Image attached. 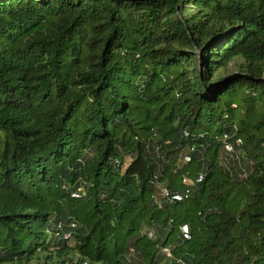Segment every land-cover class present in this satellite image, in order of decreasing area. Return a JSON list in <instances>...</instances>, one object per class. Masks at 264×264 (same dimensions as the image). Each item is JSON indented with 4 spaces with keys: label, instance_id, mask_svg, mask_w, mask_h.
<instances>
[{
    "label": "trees",
    "instance_id": "16d2710c",
    "mask_svg": "<svg viewBox=\"0 0 264 264\" xmlns=\"http://www.w3.org/2000/svg\"><path fill=\"white\" fill-rule=\"evenodd\" d=\"M52 257L264 264V0H0V264Z\"/></svg>",
    "mask_w": 264,
    "mask_h": 264
},
{
    "label": "built area",
    "instance_id": "2783aa9c",
    "mask_svg": "<svg viewBox=\"0 0 264 264\" xmlns=\"http://www.w3.org/2000/svg\"><path fill=\"white\" fill-rule=\"evenodd\" d=\"M230 137H228L227 135H224L222 138V147L224 149V151L230 156L231 159L236 160V162L238 164H240V161L242 160V146H243V142L241 138H235L233 143L230 142L229 140ZM243 173L240 174L239 176L241 178H245L246 177V173L244 172V170L242 169ZM201 177L198 178V180H200ZM182 183L185 185V189L184 192L182 194H178L175 193L173 195H171L166 189H162L161 190V195L167 199H169L171 202L173 201H182L183 199H186L189 196L190 190H189V186L193 185V183L188 180V179H183ZM78 196V195H77ZM180 231L183 235L184 238L189 239V229L187 227V225H183L180 227ZM166 256H170L169 252H166Z\"/></svg>",
    "mask_w": 264,
    "mask_h": 264
},
{
    "label": "rangeland",
    "instance_id": "374dc122",
    "mask_svg": "<svg viewBox=\"0 0 264 264\" xmlns=\"http://www.w3.org/2000/svg\"><path fill=\"white\" fill-rule=\"evenodd\" d=\"M243 140V139H242ZM189 151H193L192 148H185L181 153H180V156H179V161H178V164L181 166L183 164H186L190 161V157H189V154L188 152ZM242 161H244V163H240L238 165H233L232 169H233V172H236L237 170L239 171H242V169L246 166H250L251 163L250 161L247 159V151L245 150V148H242ZM226 154L223 150V147L220 146L219 147V150H218V157H217V160H218V164H223L225 165V163L227 164L228 163V160L226 159ZM228 165V164H227ZM246 174H247V171L245 170L244 171ZM187 179V178H185ZM183 180V179H182ZM189 180V179H188ZM155 187H156V193H155V198L156 200L158 201L159 200V193L161 194V190L162 189H166L165 186L163 184H158V183H155ZM167 190V189H166ZM168 191V190H167ZM73 226V225H72ZM153 232V231H151ZM69 237V234H66V236L64 238H68ZM177 256V255H176ZM176 258H179V257H176ZM43 262V259L41 260H38V259H34L32 260L31 262H29V264H42ZM55 258L52 257V260L49 259V260H46V264H55Z\"/></svg>",
    "mask_w": 264,
    "mask_h": 264
}]
</instances>
